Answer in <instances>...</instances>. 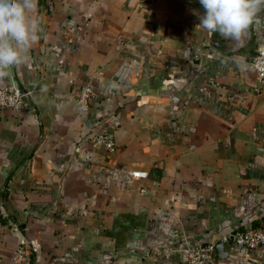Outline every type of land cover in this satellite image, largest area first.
Masks as SVG:
<instances>
[{
    "label": "crops",
    "instance_id": "crops-1",
    "mask_svg": "<svg viewBox=\"0 0 264 264\" xmlns=\"http://www.w3.org/2000/svg\"><path fill=\"white\" fill-rule=\"evenodd\" d=\"M259 49L264 0H0V88L28 91L0 109V264L17 245L21 264H185L264 224ZM221 245L215 264H264Z\"/></svg>",
    "mask_w": 264,
    "mask_h": 264
},
{
    "label": "built area",
    "instance_id": "built-area-1",
    "mask_svg": "<svg viewBox=\"0 0 264 264\" xmlns=\"http://www.w3.org/2000/svg\"><path fill=\"white\" fill-rule=\"evenodd\" d=\"M52 0H45V9L50 10ZM248 67L253 70L257 82L254 88L255 92L261 93L264 86V50H257L248 61ZM28 91L22 90L17 86L0 88V109L20 110ZM93 93L89 84H83L75 91V102L79 111H85L88 108L89 101ZM264 107V99L262 100ZM92 147H103L108 151L113 150L114 142L109 132L93 131L90 135ZM132 178L141 177L143 173L132 171L129 173ZM217 241L233 242L245 248H253L258 245H264V224L247 227L244 229H235L219 236ZM214 242L185 245L180 251V257L185 264H215ZM26 256V250L22 245H17L11 252V263L21 264Z\"/></svg>",
    "mask_w": 264,
    "mask_h": 264
},
{
    "label": "water",
    "instance_id": "water-1",
    "mask_svg": "<svg viewBox=\"0 0 264 264\" xmlns=\"http://www.w3.org/2000/svg\"><path fill=\"white\" fill-rule=\"evenodd\" d=\"M221 247H222L221 242H216L214 244V252L217 253L218 251H221Z\"/></svg>",
    "mask_w": 264,
    "mask_h": 264
},
{
    "label": "rangeland",
    "instance_id": "rangeland-1",
    "mask_svg": "<svg viewBox=\"0 0 264 264\" xmlns=\"http://www.w3.org/2000/svg\"><path fill=\"white\" fill-rule=\"evenodd\" d=\"M248 61H249V58L247 59V62H246V63H247V65H248Z\"/></svg>",
    "mask_w": 264,
    "mask_h": 264
}]
</instances>
